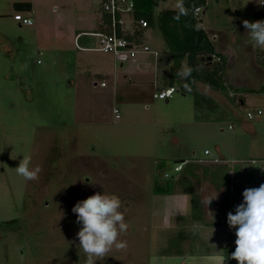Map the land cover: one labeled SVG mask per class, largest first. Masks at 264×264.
<instances>
[{
  "label": "rangeland",
  "instance_id": "rangeland-1",
  "mask_svg": "<svg viewBox=\"0 0 264 264\" xmlns=\"http://www.w3.org/2000/svg\"><path fill=\"white\" fill-rule=\"evenodd\" d=\"M260 1L207 0L199 24L221 45L222 31H240L236 21L243 25ZM19 2L32 10H19ZM103 2L0 0V264H84L72 209L97 192L119 196L129 228L118 238L127 248L113 247L96 264H220L223 257L238 264L227 214L243 203L237 187L264 184V93L226 96L198 82L235 113L220 108V119L198 111L179 79L171 98L155 97L185 61L172 57L159 26L162 11L178 9L179 0H154L155 24L144 35L151 51L124 65L100 50ZM18 13L34 24L22 25ZM248 45L249 33L234 43L242 59ZM253 50L264 61V50ZM231 61L228 85L260 87L254 59L237 76ZM258 109L262 116L247 117ZM23 155L42 169L37 180L16 173ZM212 158L220 161L189 164L206 174L175 171L183 159Z\"/></svg>",
  "mask_w": 264,
  "mask_h": 264
},
{
  "label": "clouds",
  "instance_id": "clouds-1",
  "mask_svg": "<svg viewBox=\"0 0 264 264\" xmlns=\"http://www.w3.org/2000/svg\"><path fill=\"white\" fill-rule=\"evenodd\" d=\"M264 5V3H261ZM178 13L174 19L179 20L181 15H187L183 6V0L177 4ZM243 26L249 33L253 47L264 50V20L249 22L244 20ZM182 64L177 76L187 80L194 70H200ZM190 90V89H189ZM31 157L23 155L16 173L25 180L32 181L39 178L42 169L39 166L30 167ZM243 203L235 209V214H227V223L236 232V248L231 253V259L238 264H264V184L258 188H248L243 191ZM218 198V193L207 199L209 205ZM122 202L116 194L99 192L81 200L75 204L72 211L77 214V223L82 227L77 233L79 246L86 255L84 264H96L112 250L127 248V241L119 240V236L126 233L129 224L125 221L123 212L120 211ZM213 216V213H211ZM220 264H225V257L221 258Z\"/></svg>",
  "mask_w": 264,
  "mask_h": 264
},
{
  "label": "trees",
  "instance_id": "trees-1",
  "mask_svg": "<svg viewBox=\"0 0 264 264\" xmlns=\"http://www.w3.org/2000/svg\"><path fill=\"white\" fill-rule=\"evenodd\" d=\"M136 3L134 15L136 18H145L149 22V27L154 26V0H134ZM207 0H183V6L187 10V15H181L179 20L174 19L178 9H169L162 11L159 18V26L165 36L166 42L170 48L172 57L179 61L187 60V66L196 69L202 66L200 70H194L187 80H182L178 76L172 77L171 86H174L176 79L181 80L182 90H192L195 93L196 108L199 110L208 109L213 112L214 118L220 119V108L223 112H232L224 107L211 95L198 89V82L208 86L212 90L221 91L226 96L230 95L231 90L238 93H264V81L262 85L255 89L250 87H232L225 80L227 57L216 51L215 44L208 32L199 24V19L194 15L195 8L206 4ZM19 10H31V2L16 3ZM257 20H264V9L256 15ZM256 20V21H257ZM138 31V34H143ZM219 54V56H218ZM219 57V60L215 59ZM235 98V97H234ZM240 101H244L240 98ZM209 114L207 119L212 116ZM235 114L234 112H232ZM206 116L197 115L198 120H203ZM187 173L197 176L190 166L183 168Z\"/></svg>",
  "mask_w": 264,
  "mask_h": 264
},
{
  "label": "built area",
  "instance_id": "built-area-1",
  "mask_svg": "<svg viewBox=\"0 0 264 264\" xmlns=\"http://www.w3.org/2000/svg\"><path fill=\"white\" fill-rule=\"evenodd\" d=\"M264 0L260 1L261 8H264ZM136 3L134 0H104L103 13L99 20L100 30L96 33L99 37L100 50L104 53L114 54L116 59L121 63L128 61L136 62L137 56L141 52H149L151 48L144 42L145 31L149 28V22L145 18H136L134 15ZM203 11V6L195 8L194 15L199 17ZM16 20L22 25H33L34 20L32 16L16 14ZM138 31H143V34H138ZM105 83H102L104 86ZM177 91L175 86H169L162 89L155 97L159 99L171 98ZM116 117L119 118V110L115 109ZM263 115V110L258 109L256 113L249 111L247 117L254 119ZM206 155L210 154L208 149L204 152ZM191 161L200 163H217L218 158L212 159H185L175 165V171H182L184 166ZM170 175L166 173V177Z\"/></svg>",
  "mask_w": 264,
  "mask_h": 264
},
{
  "label": "crops",
  "instance_id": "crops-1",
  "mask_svg": "<svg viewBox=\"0 0 264 264\" xmlns=\"http://www.w3.org/2000/svg\"><path fill=\"white\" fill-rule=\"evenodd\" d=\"M32 4V3H31ZM32 8H33V4H32ZM32 8H31V10H32ZM263 9L264 8H258V9H255V10H251L250 12H249V18L247 19L249 22H255L256 20H257V17H256V15H257V13L259 12V11H263ZM31 10H28V11H31ZM102 15H104V13H103V10L100 12V14L98 15V17L96 18V27H97V30L99 31L100 30V25H99V20H100V18L102 17ZM237 22V25L241 28V30L240 31H238L240 34H241V36L242 37H246V35L248 34V32H247V29H245V27L240 23V21H236ZM237 32V33H238ZM237 33H235V34H233L232 35V37H228L226 34H224V32L222 31V42H221V45L216 41L217 40V38H218V35L216 36V35H213L212 37H211V39L213 40V43L215 44V48H216V51L218 52V53H220V54H223V55H225L226 57H227V68H226V74H227V72H228V70H229V67H230V64H231V60H233V65H232V71H233V73H235V76H237V75H239L240 73H242L243 71H245V69H246V67H248V66H246L247 64V62L249 61H252L253 59H254V61H255V63H256V66L258 67V68H255V67H253L252 68V66H251V68L252 69H250V70H254L255 72H257L258 73V79H259V81H261V84H260V86L262 85V83H263V81H264V61L258 56V55H254L253 54V52L252 51H254L253 50V47L252 46H246V48L245 49H247V52H246V56L242 59L239 55H241V53L243 52V51H238V49L237 50H235V46H234V43L236 42V40H237V38H238V36L240 35L239 33L237 34ZM242 33H244V34H242ZM231 41H232V43H231ZM217 44V45H216ZM248 49H250V51H248ZM259 52H260V50H258V54H259ZM104 53V52H103ZM104 54H109V53H104ZM231 55H232V58H234V59H232L231 58ZM218 56H219V54H218ZM233 56H235V57H233ZM264 57V56H263ZM215 59H217V60H219V57H215ZM239 59V60H238ZM243 60V61H242ZM183 64H185V65H187V60L185 59V61L183 62ZM121 65H124V63H121ZM254 66V65H253ZM246 72V71H245ZM250 72H252V71H250ZM244 73V72H243ZM248 73H249V70H248ZM96 85H97V83H95ZM169 86H171V84L169 85ZM169 86H165V87H163L162 89H164V88H167V87H169ZM199 87V86H198ZM236 87H247V86H244V85H240V86H236ZM256 89V88H255ZM212 90V89H211ZM212 91H215V92H217V93H219V94H221L222 95V92L221 91H216V90H212ZM232 91V90H231ZM207 93V92H206ZM209 93V95H211L214 99H216L217 101H218V99L215 97V95L214 94H212V93H210V92H208ZM243 94H249V93H243ZM169 99V98H168ZM168 99H166V100H168ZM219 102V101H218ZM243 102V101H242ZM220 103V102H219ZM183 160H185V159H183ZM182 161V160H181ZM194 162V161H193ZM191 163V162H190ZM190 163H188L187 165H185L184 166V168H186L187 166H189V164ZM195 167H198L197 169H199L201 172H202V174H206V171H207V169H204V168H202L200 165H197V164H194V166H192V165H190V169H192L193 170V172H195L196 174L198 173V172H200V171H198V170H195ZM182 172H184V170H182ZM209 174V173H208ZM188 177H194L195 175H193V174H190V173H187L186 174ZM222 189H223V191H222V193H224L225 191H226V187H222ZM237 189H238V191L241 193V192H243L244 190H246V188H245V184L244 185H240L239 187H237ZM223 198V197H222ZM223 207V206H222ZM216 214V213H215ZM215 214H214V216H215ZM214 216H212V217H214Z\"/></svg>",
  "mask_w": 264,
  "mask_h": 264
}]
</instances>
